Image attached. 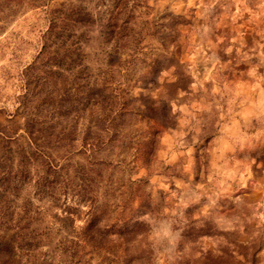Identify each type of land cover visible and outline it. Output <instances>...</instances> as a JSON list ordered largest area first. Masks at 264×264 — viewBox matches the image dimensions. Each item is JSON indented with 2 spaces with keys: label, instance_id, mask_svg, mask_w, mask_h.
Returning <instances> with one entry per match:
<instances>
[{
  "label": "rangeland",
  "instance_id": "1",
  "mask_svg": "<svg viewBox=\"0 0 264 264\" xmlns=\"http://www.w3.org/2000/svg\"><path fill=\"white\" fill-rule=\"evenodd\" d=\"M0 264H264V0H0Z\"/></svg>",
  "mask_w": 264,
  "mask_h": 264
},
{
  "label": "clouds",
  "instance_id": "2",
  "mask_svg": "<svg viewBox=\"0 0 264 264\" xmlns=\"http://www.w3.org/2000/svg\"><path fill=\"white\" fill-rule=\"evenodd\" d=\"M165 75H167V73H165ZM173 135L174 137H182L185 133L178 132ZM141 219L148 222L150 225L153 224V221L149 219L148 215L143 216ZM149 238L158 246H163L166 242L168 247L165 248L164 254L168 255L170 260L179 257L180 254L175 252V249L180 239V233L173 230L171 222H160L159 226L154 228L151 232ZM172 253H174V255H171Z\"/></svg>",
  "mask_w": 264,
  "mask_h": 264
}]
</instances>
